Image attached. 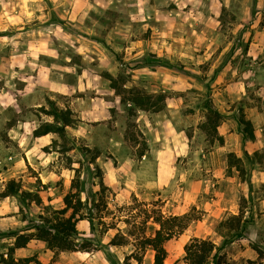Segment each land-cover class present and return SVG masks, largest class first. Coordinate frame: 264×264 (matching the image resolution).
I'll use <instances>...</instances> for the list:
<instances>
[{"label": "rangeland", "instance_id": "obj_1", "mask_svg": "<svg viewBox=\"0 0 264 264\" xmlns=\"http://www.w3.org/2000/svg\"><path fill=\"white\" fill-rule=\"evenodd\" d=\"M132 92L161 97L163 109L124 102ZM49 100L76 121L41 144L33 133L53 122ZM207 106L223 115L215 132L202 127ZM10 181L39 203L4 197ZM76 183L94 213L78 226L86 248L35 240L16 258L154 264L145 242L162 214L186 225L165 262L185 264L187 243L221 246L222 225L243 211L247 231L222 254L264 264L252 248L264 250V0H0V233L63 209Z\"/></svg>", "mask_w": 264, "mask_h": 264}, {"label": "trees", "instance_id": "obj_2", "mask_svg": "<svg viewBox=\"0 0 264 264\" xmlns=\"http://www.w3.org/2000/svg\"><path fill=\"white\" fill-rule=\"evenodd\" d=\"M112 80V87L116 88L115 80ZM161 97L158 100L153 96L145 95L139 92H132L124 102L133 104L134 107L146 111H161L163 105L160 104ZM49 110H44L45 114L53 118V122H45L34 130L35 137H43L51 133L58 134L65 138L67 127L72 126L76 119L70 109H62L56 102L49 100ZM208 119L202 127L206 131L215 132L223 115L212 106H207ZM238 124L241 128L243 137L247 140L255 139L254 126L251 120L247 119L242 112L238 118ZM251 186V183L249 182ZM75 192L68 193L64 199L65 207L61 210H55L50 216H40L41 221L27 228L25 231L14 232L8 235L0 233V246L4 237L14 238V242L7 248L6 252H0V264H42L35 257L16 258L14 256L17 249L26 248L32 241H41L47 244L48 248L60 251H72L85 249L86 244H79L77 237L79 235V223L88 219L93 223V208H88L87 201L81 198L80 184L73 185ZM4 197L19 196L22 200H31L39 203V197L31 192L23 191L21 186L15 181H10L3 194ZM100 202L103 200L99 197ZM93 207H100L99 203L92 202ZM243 211L238 216H233L222 226L227 229L226 238L221 246H217L209 239H193L185 245L183 261L185 264H229L226 255L222 251L228 245L236 240L242 239L247 231L246 222H241ZM155 222L160 226L153 238L147 239V246L155 252L154 264H166L167 251L166 243L174 236L182 232L186 225L178 217L166 218L162 214L156 216ZM178 222V223H177ZM117 244V243H115ZM252 248L264 256V250L255 243Z\"/></svg>", "mask_w": 264, "mask_h": 264}, {"label": "crops", "instance_id": "obj_3", "mask_svg": "<svg viewBox=\"0 0 264 264\" xmlns=\"http://www.w3.org/2000/svg\"><path fill=\"white\" fill-rule=\"evenodd\" d=\"M49 135L50 134H48L46 136H43V137L36 138V139H37V141H39V143L45 144L46 143V139L49 137ZM138 175H139V173H136L135 177H138ZM17 251H18V249H17ZM17 253H19V251Z\"/></svg>", "mask_w": 264, "mask_h": 264}]
</instances>
